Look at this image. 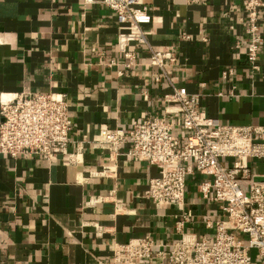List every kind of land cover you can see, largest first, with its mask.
Segmentation results:
<instances>
[{
  "label": "crops",
  "instance_id": "crops-1",
  "mask_svg": "<svg viewBox=\"0 0 264 264\" xmlns=\"http://www.w3.org/2000/svg\"><path fill=\"white\" fill-rule=\"evenodd\" d=\"M241 1L138 0L150 15L142 25L148 45L176 58L161 70L149 64L147 45L130 44L134 57L126 66L116 47L115 14L101 0H0V95L64 94L67 153L75 155L72 162L68 154L47 160L0 153V264H112L114 244L133 238L149 235L156 251H168L182 233L212 240L205 221L222 214L199 190L209 176L186 177L183 205H155L144 191L159 176L156 165L125 155L129 143L112 162L107 151H92L90 141L100 129L126 130L159 117L173 123L181 146V116L163 99L170 84L197 94L201 109L220 124L264 125V7L252 71L244 45L234 47L244 37ZM229 67L233 75L223 78ZM108 164H115L113 175L94 174ZM252 173L264 180V172ZM91 197L98 200L89 203ZM184 210L191 217L177 231Z\"/></svg>",
  "mask_w": 264,
  "mask_h": 264
},
{
  "label": "built area",
  "instance_id": "built-area-1",
  "mask_svg": "<svg viewBox=\"0 0 264 264\" xmlns=\"http://www.w3.org/2000/svg\"><path fill=\"white\" fill-rule=\"evenodd\" d=\"M101 2L115 14L119 30L116 47L127 59V67L134 57L128 50L130 44L147 45L149 64L161 70L166 61H176L171 53L154 51L148 45V31L142 25L150 21V15L145 7H137L138 0ZM186 2L204 3L205 0ZM263 7L262 0L241 1L245 14L244 37L235 41L234 47L244 45V58L252 71L258 69V53L263 43L259 21ZM179 37L184 41L190 39L186 33ZM233 73L234 69L229 67L221 71V76L225 78ZM170 88L163 99L174 104L171 107L181 116V128L185 132L181 146L170 120L148 117L134 121L126 130L100 129L90 141V149L107 151L110 161L114 162L121 146L129 143L125 155L156 165L159 176L149 179L144 197L159 206L184 204L188 175L197 172L209 176L211 179L203 181L199 190L204 198L218 203L222 217L205 221L206 227L214 229L211 241L182 233L180 241L168 251L154 250V240L149 235L115 243L112 264H253L250 253L254 249L260 264H264V180H256L258 175L248 166L249 159H264V125L220 124L201 109L197 94L171 84ZM227 93L232 96L233 90ZM68 109V101L61 93L0 95V153L10 157L38 154L47 160L68 154L71 127ZM68 157L73 162L75 155L70 153ZM222 158H232L231 164L221 162ZM114 173L115 164L94 172L101 176ZM97 200L91 197L89 203ZM114 206L115 211L122 209L120 203ZM190 217L191 212L184 210L175 222L176 230L181 231ZM235 233L242 234L243 239Z\"/></svg>",
  "mask_w": 264,
  "mask_h": 264
},
{
  "label": "rangeland",
  "instance_id": "rangeland-1",
  "mask_svg": "<svg viewBox=\"0 0 264 264\" xmlns=\"http://www.w3.org/2000/svg\"><path fill=\"white\" fill-rule=\"evenodd\" d=\"M222 161H226L227 163L231 164L232 158H225ZM248 166L251 171L262 173L264 172V159H249ZM258 179L260 180V178ZM235 236L243 239L242 234L235 233ZM250 255H251L253 264H260V259L255 249L251 250Z\"/></svg>",
  "mask_w": 264,
  "mask_h": 264
}]
</instances>
